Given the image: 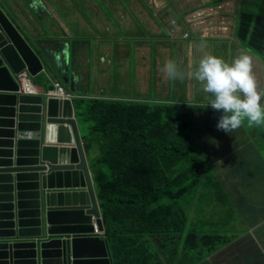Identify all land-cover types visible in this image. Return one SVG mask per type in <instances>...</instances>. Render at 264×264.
Segmentation results:
<instances>
[{"label":"trees","instance_id":"1","mask_svg":"<svg viewBox=\"0 0 264 264\" xmlns=\"http://www.w3.org/2000/svg\"><path fill=\"white\" fill-rule=\"evenodd\" d=\"M237 23L238 42L264 63V15L240 12ZM75 99L77 116L100 146L97 196L114 264H162L158 251L166 256V250L172 261L180 253L181 264L222 247L249 256L240 238L254 222L225 219L240 194L218 174L220 164L242 160L218 152L213 144L220 135L201 130L199 120L210 121L208 108L181 106L180 114L167 103ZM239 165L233 173L241 172ZM188 204L195 207L194 225Z\"/></svg>","mask_w":264,"mask_h":264},{"label":"water","instance_id":"2","mask_svg":"<svg viewBox=\"0 0 264 264\" xmlns=\"http://www.w3.org/2000/svg\"><path fill=\"white\" fill-rule=\"evenodd\" d=\"M16 1L0 0V264H114L77 97L19 92L24 69L36 87L57 74L73 86L69 48L28 28L44 0Z\"/></svg>","mask_w":264,"mask_h":264},{"label":"rangeland","instance_id":"3","mask_svg":"<svg viewBox=\"0 0 264 264\" xmlns=\"http://www.w3.org/2000/svg\"><path fill=\"white\" fill-rule=\"evenodd\" d=\"M79 1V0H76ZM90 4L95 2L97 4L98 10L104 13V18L109 19L110 30L106 33H102L100 28L93 27V19L89 21L92 17L91 13V5L89 7H82L84 9V21L86 22L85 31L89 34L86 36L81 33H78V29L72 30V38H80L81 45L86 46V50L92 51L91 54L87 55L90 58L89 63L86 65V68L92 69L94 66V57L93 54L96 49H100L103 45H106L109 49L105 51V60L101 63L102 66H99L98 69H105L107 75L109 76L108 81L111 83L108 85L109 89L112 90L113 93L129 95L134 98L136 96L137 90L143 85L145 82L147 72L144 75L140 76L137 71V52L136 45L142 44L147 48H152L153 50V60H152V74H153V83H151V92L152 98H146L142 100L146 104H152V102L157 103H168L177 106L178 112L181 114V106H200V108H208L211 111L210 119L217 118V121L221 115V113L214 111L208 106V102L206 101V97L196 86L197 93L192 94L194 91H186L187 95L183 92L188 86L191 87L188 81L187 70L179 69L178 70L184 74V78L178 83V80H172V83L165 85V80L163 76L161 77V87L159 86V62L158 58L160 57L162 61V69L165 63L168 60L177 61L176 58V49L173 47L171 41H168V31L171 28L173 22L193 10L198 8H203V3L209 0H157L162 3L160 5H149V8L155 15L154 30L146 29V22L144 19L134 20L133 23H129L128 26H123L119 24L122 18V23H124L123 18L135 16V7L134 6H123L122 4L126 3V0H106L107 4L103 0H88ZM148 1V0H147ZM156 2V1H154ZM216 3H219V0H215ZM120 3V5H119ZM142 3V2H141ZM149 3V1H148ZM262 4L264 5V0H262ZM141 5V4H140ZM238 3H223V6H220L221 10L218 12L221 16H226L231 14L232 20V29L234 26V17L236 11L238 9ZM257 6V2L255 0H251L249 3V9H255ZM139 10H142V14L145 17V9L144 6H139ZM208 8L203 9L202 11L207 10ZM248 9V8H247ZM199 9L198 11H200ZM242 11H246L245 7H242ZM240 11V10H239ZM195 12L194 14H196ZM203 13V12H202ZM239 13V12H238ZM129 15V16H128ZM192 15V14H191ZM141 16V15H140ZM121 17V18H120ZM138 17V15H137ZM238 21V19H237ZM238 24V23H237ZM196 26V25H194ZM181 28V38H186L184 33H186V25L181 26L180 24L177 27ZM236 33V31H235ZM102 35L101 38L100 36ZM96 38L101 39V41H107L106 44H102L100 46L97 45ZM144 41L140 42L141 39ZM190 40L194 38L193 35H190ZM190 40H186L185 42H189ZM181 41H183L181 39ZM75 42V41H74ZM75 43H78L75 42ZM86 44V45H85ZM170 44L169 52L165 54L163 47L164 45ZM233 50L235 51V57L240 54H247L252 58L253 65H257V69L253 70V75L257 81V90L259 92H264V65L263 63L251 56L252 52L244 49L237 39H234L231 43ZM127 47L128 50L125 53H120V49L116 47ZM75 46V44H74ZM185 46L191 47V44L186 43ZM229 46V43L223 42L221 46L217 49L214 47H195L196 55L187 51V55L184 59H181L182 62H187L188 60H193L194 67L198 65V61L205 55L211 54L218 58L223 59L225 62L230 59L227 53H224L225 49ZM97 47V48H96ZM181 47V46H180ZM78 53H81L78 50ZM77 53V54H78ZM110 54L108 58L107 54ZM113 53V54H111ZM72 57V50H71ZM236 57V58H237ZM108 58V59H107ZM259 75V76H258ZM92 73L91 78L86 81V85L89 87H93ZM53 87L50 88L52 90ZM170 99L172 101H167ZM208 99H211V96L208 94ZM263 99V98H262ZM262 103V101H261ZM201 124L202 131H215L217 134H223V131L217 129V127H211L210 121L205 123L202 121V118L199 120ZM252 129H254L255 133H252ZM237 134L235 135L237 144H241V151L243 156L249 161H236L232 165H227L225 169L223 168V164H220L219 174L220 179L229 181L226 182V185H234L239 188L241 192L243 204L239 207L231 204L226 208L224 217L225 219H229L232 223H236L238 220V216L241 214H246L249 216V221H253L254 224L263 223L260 231L264 234V127L255 126L249 127L247 122L245 121L241 127L236 129ZM244 133H248L245 134ZM213 146V145H212ZM215 147V146H213ZM254 157H258V161H255ZM241 166V172L233 173L234 169ZM101 174V173H99ZM226 176V179L223 177ZM234 179V180H233ZM99 184V181H98ZM187 211L189 216V225H194L196 223L197 215L195 213V207L193 204L187 205ZM252 225V226H253ZM153 247H158L156 243L153 241ZM173 245L171 246V248ZM166 256L163 255L164 259H170L171 253L169 250L164 251ZM159 256H161V251H158ZM161 262L163 259L159 257Z\"/></svg>","mask_w":264,"mask_h":264},{"label":"crops","instance_id":"4","mask_svg":"<svg viewBox=\"0 0 264 264\" xmlns=\"http://www.w3.org/2000/svg\"><path fill=\"white\" fill-rule=\"evenodd\" d=\"M148 1L147 0H132V1H128L127 4H122L123 6H127V5L134 6L136 15L123 18L124 23H122V18L120 17L121 21L119 22V24H122L123 26H128V24L133 23L134 20L136 21L137 19L139 20L144 19V22H146L147 24L146 29L149 31L152 30V33H153V30H154L153 20L155 21L156 17L151 11V9L149 8V5L157 6L162 3H159L160 1H157V0H148ZM44 2L45 4H47L48 7L45 8V10L40 11V12H43V15L40 16L39 18H36L33 15V18L30 19V22H29V28L33 32L37 33L38 37L46 40L45 43L47 42L54 43V42L61 41V43L64 45V48H69V50H71V43L74 41L75 42L78 41V43L75 44L73 49L75 50L76 54L78 53V50H80L81 53H78L76 55L77 59L71 58L70 69H72V67L74 69L77 68V72H79V74L75 72L76 77H77L75 82L77 84H80L81 88L87 91H91V93H88L89 95H86L84 98H87L88 100L95 99V98H100L104 100L116 99V100H120L124 102H134L135 100L142 101L146 98H152L151 83H153L152 60H153V50L154 49L147 48L143 46L142 44L136 45L137 47L136 55L138 58V64H137L138 74L142 76L148 70H151L150 72H147L145 74L146 76L145 82L137 90L136 96L132 98L129 95L113 93L112 90L109 89L108 87V85H110L111 83L108 81L109 76L107 75L105 69H98L99 66H102L101 63H103L105 60V55H106L105 51H108L109 48L106 45H103L102 47H100V49H96V51L93 54V57H94L93 70L88 69L86 68V65L89 63L90 58L87 57V55L91 54L92 51L86 50V46L84 47V45H81L80 38H76V37L72 38L73 29H78L77 32L80 33L78 36H80L81 33H83L85 36L89 34L87 31H85L84 26H86V22L84 21V17H83L84 9L82 7H89L91 5L92 17L89 19V21L92 19H95L97 21V24H94L93 27L100 28L102 33H106L110 30L111 27L109 26V19L104 18L105 16L104 13L98 10L97 4L95 2H92V4H90L88 0H79V1H76V0H44ZM105 3L107 4L106 0H105ZM23 6L25 9H28L26 5H23ZM41 6L45 7L43 4V0H42ZM139 6H144L145 17L142 14V10L138 12ZM230 27L231 26H227L225 30L227 31L226 36L228 35L230 36L233 34ZM96 41H97L98 46L102 44H106L107 42V41H101V39H98V38H96ZM142 41H144L143 38L141 39L140 42ZM197 46L200 48H205V47H208V44L206 42L201 41V42H197ZM116 48L117 49L121 48L120 53H125L128 50L127 47H122V45L121 47L119 48L116 47ZM107 55H108L107 57L109 58L110 54L108 53ZM158 62H159V78H160L159 86L161 87V77L162 76L164 80L166 81L165 85L172 83V80H169L166 74L162 71V61L160 57L158 58ZM177 68H179L180 70L181 69L187 70L188 76H190L191 73L193 72V69H192L193 60L192 59L188 60V63H181ZM255 69H257V65H253V70ZM91 73H92V78L94 79L92 88L89 87L90 85L87 86L85 84L86 81L91 78ZM177 80H178V83H180L181 80L180 79H177ZM55 82H58V83L61 82V80L59 79L57 75L52 80V82L37 85V89L38 91H46L48 87L56 88ZM197 87L203 93L201 87L200 86H197ZM167 100H170V99H167ZM73 104L76 110L79 105L76 103V99L73 100ZM78 120H79V128L81 131V137H82L84 147H85V154H86L88 163L91 167L92 178L94 181V186H95V190L97 194L98 181L100 178V174L98 172V168L94 164H95V160L100 154V146L95 138L90 137L91 135H89L86 123L85 124L82 123L79 117H78ZM98 203H99V200H98ZM242 220L249 221V216L244 215ZM262 226L263 225L259 223L257 226L250 227L247 230L246 234L240 238L249 248L248 257L243 256L234 247L233 248L222 247L221 249L216 250L212 254L196 253L191 257L188 263L189 264H222L228 259V257H231V264H264V234L262 231H260ZM160 257L161 259H163L162 264H181L180 253L178 256L175 257L174 261H172L171 259H168L170 261L164 259L163 254H161Z\"/></svg>","mask_w":264,"mask_h":264},{"label":"clouds","instance_id":"5","mask_svg":"<svg viewBox=\"0 0 264 264\" xmlns=\"http://www.w3.org/2000/svg\"><path fill=\"white\" fill-rule=\"evenodd\" d=\"M250 1L251 0H219V3H216L215 0H209L203 3V8H198L177 18L168 31V41H171L173 45L172 48L175 47L176 49L177 61L168 60L162 69L169 80H182L184 74L181 73L177 67L181 63H188V61H181V59H184L187 55L188 50L190 53L192 50V53L194 52L193 55H196L197 51L195 53V47H198L197 42H206L209 48L214 47L216 49L221 46L223 42H226L227 44L229 43V46L224 51V53H227L230 57L226 62L214 55L205 54L198 61V65L194 67L193 63V72L190 76H187L191 87L188 86L183 92L187 95L186 91L195 90L192 94H196V86L201 87L203 93L206 95H204L206 101L209 103L208 106L214 111L221 113L218 121L216 117L210 119L213 127H217L218 130L224 132L223 134H219L220 137L218 142H215L213 145L218 149V152H222L224 155H239L242 161L249 160H247L243 156L242 151H240L242 142L237 144L235 137L237 134L236 129L241 127L245 121L249 127H264V92H259L257 90V81L253 75L252 58L247 54H240L235 58V51L231 44L234 39H237V19L240 12L250 14L254 18L264 15V5L262 4V0H255L257 2L255 9H249ZM225 2H228L229 4L233 2L239 4V6L237 5L238 9L234 17L233 29L231 26L232 15L221 16L218 12L221 10L220 6H223V3ZM242 7H245L246 11H242ZM205 8L208 9L202 11ZM199 9L201 10L198 11ZM195 12L197 13L194 14ZM179 24L181 26L186 25V33H184L186 38H181V28H177ZM227 26H231L230 28L233 32L230 36H226L227 31L225 30ZM190 35L194 36L191 40L189 38ZM181 39L183 41H181ZM185 39L190 41L185 42ZM186 43L191 44V47L185 46ZM162 47L165 54H167L169 52L170 44ZM251 56H254L263 63L259 56L253 54H251ZM208 94L211 96L210 100L208 99ZM84 97L85 96H81V98ZM167 101L170 102V100ZM135 102L137 101L135 100ZM139 102L144 103L143 101ZM153 103H156V105L159 104L156 101L152 102V104ZM210 117L212 116L210 115ZM252 133H255L254 129H252ZM245 134L248 133H244V135ZM252 159L258 161V157ZM215 173L217 174L218 172L215 171ZM223 178L226 179V176ZM226 180L227 182L229 181L228 179ZM221 181L223 180L221 179ZM231 186L233 187L234 185ZM237 190L240 194V199L239 201L234 202L233 205L239 207L243 204V197L239 188ZM244 215L246 214H241L238 217L243 218ZM260 224L263 225V223ZM257 225L258 224L251 227ZM95 233L102 235V237L105 235V232L98 233L96 229Z\"/></svg>","mask_w":264,"mask_h":264},{"label":"bare ground","instance_id":"6","mask_svg":"<svg viewBox=\"0 0 264 264\" xmlns=\"http://www.w3.org/2000/svg\"><path fill=\"white\" fill-rule=\"evenodd\" d=\"M4 3V5H8L9 6V4L6 2V1H4L3 2ZM13 3H19V4H21V6L24 8V6L23 5H26L25 4V1L24 0H18V1H16V2H13ZM27 6V5H26ZM93 23L94 24H97V21L95 20V19H93ZM29 28V27H28ZM101 38H104V37H102V36H100ZM74 44H76L75 42H72L71 43V50H72V52H73V47H74ZM71 50H69V58H70V63H71V58L72 59H77V54H76V52H75V50H74V52H73V54H72V57H71ZM78 66H80V65H78ZM77 66V67H78ZM70 67H71V65H70ZM74 71V72H73ZM66 72V71H65ZM75 72L77 73V74H79V72H77V68H73L72 67V69H69V73H70V75L72 74L73 75V79H74V82L76 81V74H75ZM57 76L59 77V79L61 80V85H62V87H63V95H61V94H58L59 92H58V89L57 88H53L52 90H50V93L51 94H54V95H59V96H61V97H67V96H74V97H81V96H86V95H89L88 93H91V91H87V90H85V89H83V88H81L80 87V84H77L76 82L74 83V85L72 86L69 82L67 83L65 80H64V78H63V76H59L58 74H57ZM31 81H32V87H31V91H33V94L34 93H36V92H38V89H37V87L35 86V83H34V81H33V79L31 78ZM96 223V222H95ZM97 231H98V226H97ZM98 233H101V232H99L98 231Z\"/></svg>","mask_w":264,"mask_h":264},{"label":"built area","instance_id":"7","mask_svg":"<svg viewBox=\"0 0 264 264\" xmlns=\"http://www.w3.org/2000/svg\"><path fill=\"white\" fill-rule=\"evenodd\" d=\"M17 78L19 81V92L21 93H33L31 91L32 81H31V76L27 70H21L20 72L17 73ZM55 87L58 89V94L63 95V87L60 83H55ZM95 229L97 231V225L95 223Z\"/></svg>","mask_w":264,"mask_h":264},{"label":"flooded vegetation","instance_id":"8","mask_svg":"<svg viewBox=\"0 0 264 264\" xmlns=\"http://www.w3.org/2000/svg\"><path fill=\"white\" fill-rule=\"evenodd\" d=\"M103 1H105V0H103ZM128 1H131V0H126V3H125V4H127V3H128Z\"/></svg>","mask_w":264,"mask_h":264}]
</instances>
